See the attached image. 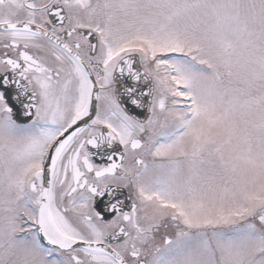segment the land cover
<instances>
[{
  "label": "snow or ice",
  "instance_id": "snow-or-ice-1",
  "mask_svg": "<svg viewBox=\"0 0 264 264\" xmlns=\"http://www.w3.org/2000/svg\"><path fill=\"white\" fill-rule=\"evenodd\" d=\"M0 264H264V0H0Z\"/></svg>",
  "mask_w": 264,
  "mask_h": 264
}]
</instances>
